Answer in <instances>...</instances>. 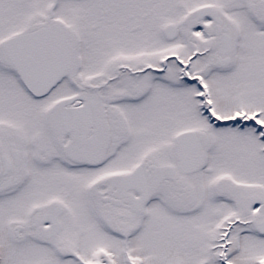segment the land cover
<instances>
[{"label": "snow or ice", "instance_id": "1", "mask_svg": "<svg viewBox=\"0 0 264 264\" xmlns=\"http://www.w3.org/2000/svg\"><path fill=\"white\" fill-rule=\"evenodd\" d=\"M0 264H264V0H0Z\"/></svg>", "mask_w": 264, "mask_h": 264}]
</instances>
